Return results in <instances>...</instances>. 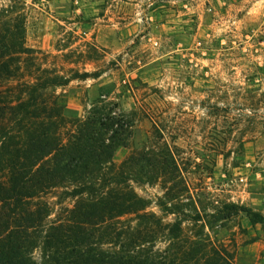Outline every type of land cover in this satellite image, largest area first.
Here are the masks:
<instances>
[{
  "label": "rangeland",
  "instance_id": "1",
  "mask_svg": "<svg viewBox=\"0 0 264 264\" xmlns=\"http://www.w3.org/2000/svg\"><path fill=\"white\" fill-rule=\"evenodd\" d=\"M11 4L50 66L100 71L57 88L68 117L107 104L133 120L116 162L138 147L171 167V152L184 210L235 202L264 215V0H0V9ZM160 180L134 185L147 210L173 221L157 204L173 180ZM68 204L52 203V218ZM213 231L235 264H264V223L241 213Z\"/></svg>",
  "mask_w": 264,
  "mask_h": 264
},
{
  "label": "trees",
  "instance_id": "2",
  "mask_svg": "<svg viewBox=\"0 0 264 264\" xmlns=\"http://www.w3.org/2000/svg\"><path fill=\"white\" fill-rule=\"evenodd\" d=\"M70 70L50 66L27 45L21 9H0V264H235L214 226L241 213L264 223V215L235 202L184 210L171 152L174 168L158 151L138 147L116 162L115 150L131 144L133 120L107 104L68 117L57 88L100 76ZM166 175L168 199L157 204L176 214L173 221L147 210L134 185ZM66 200L52 218V203Z\"/></svg>",
  "mask_w": 264,
  "mask_h": 264
}]
</instances>
